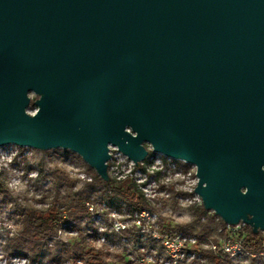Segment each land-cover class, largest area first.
Listing matches in <instances>:
<instances>
[{
  "label": "water",
  "instance_id": "water-1",
  "mask_svg": "<svg viewBox=\"0 0 264 264\" xmlns=\"http://www.w3.org/2000/svg\"><path fill=\"white\" fill-rule=\"evenodd\" d=\"M145 142L198 166L207 212L264 231V0H0V148L109 182L108 146L138 165Z\"/></svg>",
  "mask_w": 264,
  "mask_h": 264
},
{
  "label": "clouds",
  "instance_id": "clouds-1",
  "mask_svg": "<svg viewBox=\"0 0 264 264\" xmlns=\"http://www.w3.org/2000/svg\"><path fill=\"white\" fill-rule=\"evenodd\" d=\"M26 115L29 113L26 112ZM143 146L151 152L156 150L155 145L149 142H145ZM108 147L110 149L111 145ZM52 151L54 150L29 152L26 157L27 164L38 167L34 171H27L26 169L13 168L20 155L18 148L11 153H4L3 149H0V183L3 184L4 189L0 191V202L4 200L5 191L12 198L6 205L0 203V209H2L0 211V264H33V257L36 255L35 252L31 251H29L27 258L12 255L16 247L28 238L27 225L19 215L12 220L3 218H6L9 212H14L17 206L25 209L24 215L35 213L37 216H48L50 210L57 205L65 206L61 211L66 212L69 219L77 224V230L70 232L58 226L49 233L55 237L51 243H47L46 239L39 237L35 239L46 244L47 250L52 256L58 252L60 245L66 246L67 250L63 253V264H119L118 258L126 254L124 248L106 240L105 233L120 236L124 244L133 247L135 246V237L140 233L153 240H159L161 246L166 249L164 256H160L155 249L152 250L151 255H146L147 249H140V255L144 256L142 264H175L179 258L182 245L166 239L164 228L167 226L173 228L187 227L195 221L196 217L190 211L178 214L171 210L170 204L173 200L181 197V194L191 195V192L200 186L202 179L199 176L198 166H194L195 171L189 169L181 172L175 168H169L168 165L171 161L166 160L163 156L152 165L142 163L141 166L146 170L144 173L146 178L144 184L140 185V191L144 203L152 210V213L150 215L148 211H144L136 216L133 213L117 212L101 203L100 196L104 194L103 190L88 198L87 193L90 187L96 184L93 175L83 166L62 158L46 159V157L51 156ZM124 162L128 167L134 169L137 167L135 161L130 159ZM40 165H43L44 173L39 170ZM5 170L14 172L15 178H5L3 176ZM48 172L55 174L47 176L48 183L44 185L47 190L46 195H40L41 192L36 189L35 185L42 175ZM158 173H163V175L149 182L147 177L156 176ZM176 177H183V179L177 180ZM116 179L118 180V177ZM190 181H195V184H190ZM204 186L206 187L207 184ZM248 191V188L242 189V193L245 195L248 194ZM82 194L85 195L86 199L81 209L79 199ZM135 202L133 201V203ZM199 203L200 198L198 196L192 197L190 200L178 199L179 208L185 210L196 207ZM73 212L75 215H72ZM95 216L101 217L93 225L100 233L98 239L92 238L88 231V225ZM80 217L84 218L80 219ZM75 236H79L80 239L73 243L72 237ZM77 254L82 259H76ZM169 256L173 257L172 261L168 260Z\"/></svg>",
  "mask_w": 264,
  "mask_h": 264
},
{
  "label": "trees",
  "instance_id": "trees-1",
  "mask_svg": "<svg viewBox=\"0 0 264 264\" xmlns=\"http://www.w3.org/2000/svg\"><path fill=\"white\" fill-rule=\"evenodd\" d=\"M34 101L35 99H32L29 110H35ZM62 152L64 155H75L70 151L62 150ZM88 170L92 173L96 182L94 186L90 187L87 193L88 198H91L92 194L103 190L104 194L100 196V202L107 203L110 207L117 206L121 208L123 205L126 206V209L129 213L149 209L143 201L142 193L138 191L137 186L132 181L118 183L110 180L109 182H105L96 174L93 169L89 167ZM85 199V195L82 194L79 199L81 209L84 206ZM133 201L136 202L133 203ZM64 207V205H57V207H53L50 210V214L48 216H37L35 213H28L24 215L25 209L17 206V215L22 217L23 222L27 225L28 238L20 243L13 253L28 257L29 251H31L36 253V255L33 257V260L36 262H40L41 264H62L63 253L67 250L66 246L60 245L58 247V252L52 256L47 250L46 244L36 241L35 238L39 237L40 239H46L47 243H49V241H52L54 238V235H49V233L53 232L56 227L60 226L62 221H73L69 219V215L66 212L61 211V209ZM193 210L194 216L196 217L195 221L187 226V228H180V230L193 234L201 240H217L219 237L218 231L221 228H226L224 221L217 217L214 213L207 212L204 208ZM72 215H75V213L73 212ZM83 218L84 217H80V219ZM241 232L245 236L243 245L248 250L254 253L256 252L259 254H264V243L259 234H254L253 230L248 226H243ZM212 234L215 235V239H213ZM79 239L80 237L75 239L73 238V243ZM201 257L204 259V262L207 261L210 264H232V262L226 258L216 256L209 251H204ZM76 259H82V257L77 254Z\"/></svg>",
  "mask_w": 264,
  "mask_h": 264
},
{
  "label": "built area",
  "instance_id": "built-area-1",
  "mask_svg": "<svg viewBox=\"0 0 264 264\" xmlns=\"http://www.w3.org/2000/svg\"><path fill=\"white\" fill-rule=\"evenodd\" d=\"M31 113L33 114L34 112ZM8 147H12L15 149L18 148L20 151H22L23 149L30 150V148H20L14 145L6 146L0 149H5ZM109 150H110L111 158L107 164H108V173L110 179L118 183L120 182L122 183L125 181H132L137 186L138 191H140V185L144 184V180L146 178V175H144L146 170L144 167L141 166L142 163H146L147 165H152L157 159L163 156L166 160L171 161V163L168 165L169 168H175L176 170L181 172L187 171L189 169H193V171H195V167L188 164L186 161L175 160L166 157L162 154H156L149 150L146 159L142 161L140 164L138 165L136 164L137 167L136 169H134L132 167H128L125 164L124 161L129 160V158L126 157L122 152H120L118 148L111 146ZM127 167L128 170H126ZM132 173L139 174L142 180L137 181L136 179L130 178V176L132 177ZM160 175H163V173H158L156 176L147 177V179L149 180V182H151L156 180ZM116 177H118V180L116 179ZM176 179L182 180L183 177H176ZM190 184H195V181H190ZM196 190L194 192H191V195L181 194V197H178L176 200H173L171 203L178 205L179 198L190 200L192 197L198 196L200 198L199 205L191 209L204 208L203 200ZM149 195H152V193H149ZM103 204H105L110 209L112 208L107 203H103ZM144 211H148L150 215L152 213L151 209H145L142 211H136L133 214H136V216H138L141 212ZM243 226L246 225L241 224L239 226L233 227L226 224V228H221L218 231L219 237L217 238V240H212V239L201 240L193 234L187 233L185 231H181L178 229V227L173 228L171 226H167L164 228V235L165 238L171 240L172 243H179L180 245H182V247L180 248L179 258L175 261V264H191V263L204 262V259H202L201 257L204 251H209L216 256L224 257L227 260L231 261L232 264H245L249 260L256 259L258 257V254L249 251L243 245V241L245 239L244 234L241 232ZM259 235L261 236L264 243V231L260 232ZM136 238L140 242H135V246L134 247L132 246L131 251L127 249L125 251L126 255H124V257L127 263L131 262L132 264H142V261L144 260V256L140 255L139 252L140 249H147L148 251L146 255H151L152 250L155 249L159 252L160 256H164L166 249L161 246V242L159 240H153L150 237H146L143 233L138 234ZM260 255L264 256L263 253ZM133 257L135 258L134 260L132 259ZM168 260L172 261L173 257L169 256Z\"/></svg>",
  "mask_w": 264,
  "mask_h": 264
},
{
  "label": "rangeland",
  "instance_id": "rangeland-1",
  "mask_svg": "<svg viewBox=\"0 0 264 264\" xmlns=\"http://www.w3.org/2000/svg\"><path fill=\"white\" fill-rule=\"evenodd\" d=\"M31 98L34 100V99H36V96L32 95ZM11 148L12 147L5 148V149H3V152L4 153H11L15 149V148H12V149ZM33 150L34 149H30V150L23 149L22 151H20V155L17 158V162L13 165V168L14 169H22V170H25L26 169L27 171H34V170H36L37 167H38L37 165H28L27 164V161H26V157L28 156L29 152H31ZM146 151H148V150L145 149V152ZM53 158H62L64 160L70 161V162H72L74 164L81 165L84 168H86L87 170L89 169V167L83 162V160L78 155H76V154L75 155H71V154L70 155H67V154L64 155V153L62 152V150H54V151L51 152V156L50 157H46V159L51 160ZM39 170L42 173H44L43 165H40L39 166ZM126 170H128V167L126 168ZM89 173L92 175V173L90 171H89ZM54 174L55 173H52V172L45 173L44 175H42L41 179L36 183L35 187H36V189L39 192H41L40 195H46L47 190L45 189L44 185L48 183L47 176L54 175ZM3 176L5 178H7V179H14L15 178V173L12 172L11 170H5V172L3 173ZM130 178L136 179L137 181L142 180V178L140 177L139 174H134V173H132V177L130 176ZM3 190H4L3 189V184L0 183V191H3ZM11 199H12L11 196H9L8 193L5 191L4 192V200L2 202H0V203H2L3 205H6L7 203H9L11 201ZM170 208H171V210L175 211L178 214L183 213L184 211H190V213L194 216V210L193 209H188V210L180 209L179 206L176 205V204H174V203L173 204L172 203L170 204ZM111 209L112 210H115V211H118V212H126V213H129L127 211V209H126V206H123V205H122L121 208H119L117 206H115V207L112 206ZM0 211H2V209H0ZM16 211H17V209L14 212H9L7 214V217L6 218H3V219L12 220L14 217L17 216ZM100 219H101L100 216H95V217L92 218L91 223L88 225V231L90 232V235H91L92 238H97V239L100 238L99 231L95 227H93V225L95 224V222L97 220H100ZM17 222L19 223L20 221L18 220ZM71 225H72V227H71ZM60 227L64 228L66 231H70L71 232V231H76L78 226H77V224L75 222L70 221V220H68V221L66 220V221H62V223L60 224ZM180 228H185V227H178L179 230H180ZM104 237L106 238V240H108L112 244L121 245L124 248V251H126V249L129 250V251H131V249H132V246H129L127 244H124L121 241L122 238L120 236L105 233L104 234ZM73 238L74 239L75 238H79V236L72 237V239ZM213 239H215V235H213ZM51 242L52 241H49V243H51ZM135 242H140V241H138L137 238L135 237ZM256 254H258V257L256 259L249 260L245 264H264V256L260 255L262 253H260V254L259 253H256ZM12 255L14 257L27 258L25 256H20L18 254L13 253V252H12ZM124 255H126V254H124ZM124 255H121L118 258L119 259V264H132L131 262H128V263L126 262ZM138 257H139V255H138ZM123 261H124V263H123ZM33 264H41V263L40 262H36V261L33 260ZM197 264H210V263L206 261V262H201V263H197Z\"/></svg>",
  "mask_w": 264,
  "mask_h": 264
}]
</instances>
